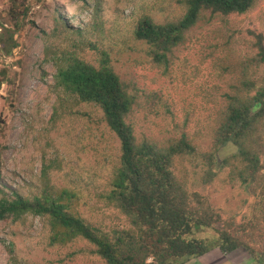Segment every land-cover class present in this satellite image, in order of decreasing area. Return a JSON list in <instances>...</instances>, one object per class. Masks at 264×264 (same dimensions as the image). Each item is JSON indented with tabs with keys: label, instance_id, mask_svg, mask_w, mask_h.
I'll list each match as a JSON object with an SVG mask.
<instances>
[{
	"label": "rangeland",
	"instance_id": "obj_1",
	"mask_svg": "<svg viewBox=\"0 0 264 264\" xmlns=\"http://www.w3.org/2000/svg\"><path fill=\"white\" fill-rule=\"evenodd\" d=\"M184 12L182 0H0V200L10 197L13 188L30 198L46 190L68 188L77 194L71 209L90 222L107 225L115 216L104 204L99 213L93 207L98 191L106 187L116 167L120 142L105 124L98 105L58 92L51 87V76L46 79L57 69L54 59L47 58L64 56L58 36H68L70 43L82 41L81 53L90 51L93 55L87 58L96 64L98 54L91 42L109 50L129 92L138 95L144 105L143 91L156 89V97L172 103L174 122H179L176 131L195 135L203 148L209 146L222 104L220 94L229 89L232 77L228 72L220 75L221 70L242 59L240 54L256 53L252 41L259 37L264 41V0H255L252 8L239 15L218 14L199 21L189 31L187 42L169 54L167 76L168 68L151 60L148 44L135 38L133 31L143 16L162 23ZM172 71L174 83L169 80ZM207 90L215 100L205 104ZM193 105L197 113L184 125V108ZM51 106L56 110L54 127L47 123ZM138 106L133 107L132 119L139 138L161 141L171 136L164 131L167 127L175 130L169 123L171 116L155 124ZM203 114L210 119L198 120ZM197 131L202 135L197 136ZM235 151L236 146L228 142L218 151V158ZM186 164L188 188L207 196L223 216H236L241 222L252 210V194L225 181L227 169L204 183L202 168L195 173ZM51 236L42 216L1 220L0 264H102L89 255L69 257L83 240L55 246ZM236 255L237 251L224 255L213 250L185 264L253 262L247 255Z\"/></svg>",
	"mask_w": 264,
	"mask_h": 264
},
{
	"label": "trees",
	"instance_id": "obj_2",
	"mask_svg": "<svg viewBox=\"0 0 264 264\" xmlns=\"http://www.w3.org/2000/svg\"><path fill=\"white\" fill-rule=\"evenodd\" d=\"M182 2L185 12L178 19L159 23L143 16L133 31L138 40L148 44V56L165 68L171 65L173 48L187 42L189 31L199 21L218 14H242L255 0ZM252 42L256 53L240 54L242 59L221 70L220 75L228 72L232 77L229 89L220 94L222 104L206 148L195 135L176 131L179 122H174L172 103L156 97V89L143 91L144 105L138 95L129 92V84L114 70L108 53L100 52L101 64L89 60L88 55H70L67 68L58 72L60 84L78 100L98 105L120 142L116 167L106 187L98 191L93 207L99 213L104 204L115 216L112 214L107 225L90 222L71 209L77 194L67 188L46 190L31 198L13 188L10 197L0 200V221H16L28 214L42 216L52 231L53 245L83 240L69 257L89 255L102 264H185L213 250L224 254L237 251V255L250 257L251 264H264V41L259 37ZM167 72L169 68L165 70L168 76ZM169 80L175 82L174 71ZM214 100L207 90L205 104ZM135 104L143 107L147 119L155 124L171 116L169 123L175 130L164 129L171 136L161 141L139 138L132 119ZM184 110L187 125L197 109L193 105ZM203 118L210 116L203 114L198 120ZM228 142L236 151L219 159L218 151ZM186 162L195 173L202 168L204 183L214 181L227 169L225 181L252 194V210L241 222L236 216H223L207 196L188 188Z\"/></svg>",
	"mask_w": 264,
	"mask_h": 264
},
{
	"label": "clouds",
	"instance_id": "obj_3",
	"mask_svg": "<svg viewBox=\"0 0 264 264\" xmlns=\"http://www.w3.org/2000/svg\"><path fill=\"white\" fill-rule=\"evenodd\" d=\"M59 37V39H60V41H61V45H60V47H64L65 48V51H63V55L64 56H61V55H58V54H56L55 56H52L51 58H47V60L48 61H51V60H53V62L54 63H56L57 64V69H56V71H54L53 73H50V74H47L48 72H47V70H44V72L43 73H46L47 74V77H46V79H48L50 76H51V80L53 79V85H51V87L53 88V89H56L58 92H60V91H64L65 93H67L66 95H68V96H70V95H73V96H75V94H73V93H71V92H69V91H67V89L62 85V84H60V82H59V75H58V72L60 71V70H63V69H65V68H67V64H68V61H69V57H70V55H74V54H81V55H88V54H90L91 52L90 51H87V52H85V53H81V51H80V49H81V45H82V41H79V42H76V43H70V42H68V36H58ZM136 38V37H135ZM146 43V42H145ZM91 44L93 45L94 43L93 42H91ZM96 45V44H95ZM97 46V45H96ZM78 48V51L76 50ZM99 47L97 46V48H95L96 50L98 49ZM100 49V50H99ZM98 50H97V54H98V63L97 64H101V62H102V59H103V57H102V53H100L101 51H104L105 53H108V56H109V60H110V63H111V65L113 66V64H112V55H111V52L109 51V50H107V49H103V48H99ZM59 56V57H61V59H59V57H57V58H55L56 56ZM91 56L93 55L92 53L90 54ZM151 60L155 63V64H157V61L156 60H154L153 58H151ZM156 61V62H155ZM61 62V63H60ZM114 67V66H113ZM114 70L118 73V71L115 69V67H114ZM119 74V73H118ZM121 76V75H120ZM45 79V80H46ZM76 97V99H77V96H75ZM35 99L36 98H34L33 100L35 101ZM78 100V99H77ZM42 101V100H41ZM79 102H80V100H78ZM84 103H89V102H84ZM92 103V102H91ZM92 104H94V105H96L95 103H92ZM51 108H52V110H50V112H49V114H48V120H47V123H48V126H50V127H54L55 125H53L52 123H53V121H54V119H55V117H53V119H52V116H53V112H54V114L56 115V110H55V106H51ZM101 109V108H100ZM102 110V109H101ZM102 112H103V110H102ZM104 118V117H103ZM59 121V120H58ZM104 122H105V120H104ZM52 124V125H51ZM105 124H106V122H105ZM107 125V124H106ZM107 127L112 131V132H114L108 125H107ZM68 189V188H67ZM68 191L70 192V193H72V190H70V189H68ZM208 254V253H207ZM222 254H224V253H222ZM206 255V254H205ZM205 255H202V256H200L199 258H201V257H203V256H205ZM224 255H228V254H224ZM196 259V258H195ZM193 260V259H192ZM189 262V261H188Z\"/></svg>",
	"mask_w": 264,
	"mask_h": 264
}]
</instances>
